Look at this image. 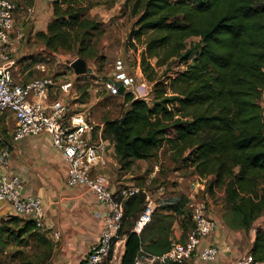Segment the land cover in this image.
Listing matches in <instances>:
<instances>
[{
    "label": "trees",
    "instance_id": "1",
    "mask_svg": "<svg viewBox=\"0 0 264 264\" xmlns=\"http://www.w3.org/2000/svg\"><path fill=\"white\" fill-rule=\"evenodd\" d=\"M52 4L47 30L37 33L43 52L76 46L79 56H94L88 39L101 23L88 12L100 1ZM131 13L137 20L129 42H144L141 67L153 84V102L124 91L118 95L127 108L104 121L102 136L114 144L119 170L155 157L168 145L174 159L194 166L202 178L212 176V190L226 184L233 215L232 220L224 216L227 224L251 229L264 215V0H131ZM164 66L172 73L161 79L157 67ZM7 141L0 133V147ZM120 200L124 215L119 236L126 237L120 264H135L142 249L168 251L179 216L185 238L194 226L190 200L181 195L158 204L137 234L133 227L147 203L146 193ZM13 226L20 236L45 238L34 219L18 215L2 220L0 237H14ZM250 252L264 260L260 227Z\"/></svg>",
    "mask_w": 264,
    "mask_h": 264
},
{
    "label": "built area",
    "instance_id": "2",
    "mask_svg": "<svg viewBox=\"0 0 264 264\" xmlns=\"http://www.w3.org/2000/svg\"><path fill=\"white\" fill-rule=\"evenodd\" d=\"M16 8L17 4L13 0H0V112L7 110L15 118L12 141L41 133L51 135L53 147L62 153L68 164L67 184L87 187L105 209L101 236L80 264H113L117 260V246L121 238L119 231L124 215L120 198L138 194L143 190L129 187L121 188L118 194L114 193L106 175L99 171L102 153L95 137H101L102 131L88 114L71 109L68 99L74 88V80L52 76L25 82L14 79L16 61L13 53L23 37L22 31L17 38L12 36ZM34 11V7L28 8L30 14ZM137 74L131 73L127 64L118 59L114 65L113 77L105 80L106 89L110 94L118 95L121 83L125 92H131L136 98L150 102L153 84L147 91L146 82L138 85ZM51 92L56 95L55 98L50 96ZM11 140L0 147V201L11 205L16 215L34 219L37 226L46 231L42 201L23 195L21 178L9 175L6 170L12 152ZM155 208L152 202L146 203L133 227L135 233H142L151 221ZM191 212L194 226L185 240L173 241L168 251L159 254L142 249L135 264H185L194 256L207 262L215 261L220 254V248L213 245L203 247L202 241L215 231L217 221L210 216L203 202L192 205ZM60 235L59 231L55 232V236ZM226 249L231 251L232 245H226ZM231 264H264V260H256L250 251H246L233 258Z\"/></svg>",
    "mask_w": 264,
    "mask_h": 264
},
{
    "label": "rangeland",
    "instance_id": "3",
    "mask_svg": "<svg viewBox=\"0 0 264 264\" xmlns=\"http://www.w3.org/2000/svg\"><path fill=\"white\" fill-rule=\"evenodd\" d=\"M90 1H102L88 13L90 18L101 23L100 30L92 32L91 38L88 39L94 56H79L76 46L71 50L43 52V43L36 40L32 58L35 57L37 61L43 62L45 70L34 69L32 63L26 64L28 65L26 68L24 65L23 67L24 72L31 67L25 77L27 80L44 76L74 80V88L68 99L71 109L85 112L97 125H100L108 118L120 116L127 108L122 96L110 94L105 84L107 78L113 77L114 65L118 59H122L127 64L131 73H138V85L146 82L147 91H149L150 87L152 88V82L146 78L141 67L145 50L144 42L134 40V45L129 42V34L137 20V16L131 13V0H107L106 3L103 2L104 0ZM77 58L86 62V71L82 74H77L71 65ZM152 63L155 65L156 60L152 59ZM157 70V77L160 76L161 79H165L166 75L172 73L170 70L165 71V66L157 67ZM55 97L56 95L53 94L52 98ZM151 98L153 99L152 91L150 100ZM14 125L13 115L9 111L0 113L2 136L9 140V132L13 130ZM172 131L169 130V135H172ZM119 177L121 183H116V188L138 187L146 193L147 202H152L155 207L169 199L185 195L190 197L191 206L203 202L208 210L216 211L218 215L230 217L232 220V205L226 195V184L212 190L210 188L212 176L207 179L202 178L197 174L194 166L174 159L168 145L162 146L156 156L149 160H135L129 170L120 171ZM19 217L26 219L24 216ZM258 223L264 225V219L259 221L257 219L254 226ZM13 231L14 237H0V264H45L47 262L52 251L50 241L47 245L45 238L42 239L35 233L20 236L18 226H13ZM245 231L248 237L250 231ZM113 264H118V260Z\"/></svg>",
    "mask_w": 264,
    "mask_h": 264
},
{
    "label": "crops",
    "instance_id": "4",
    "mask_svg": "<svg viewBox=\"0 0 264 264\" xmlns=\"http://www.w3.org/2000/svg\"><path fill=\"white\" fill-rule=\"evenodd\" d=\"M13 1L16 2L17 8L14 14L12 36L17 38L20 31L23 33L18 48L13 53L16 61L13 75L17 82H25L29 81L25 77L31 68L28 67L24 72L28 66L26 64L32 63L33 68L38 70L45 68L43 62L37 61L35 57L32 58L35 53L33 47L36 45L35 41L38 40L37 33L46 31L48 23L53 18V4L49 0ZM29 7H34L33 14L28 12ZM52 95L51 92L50 96ZM13 120L15 122L14 116ZM103 127L104 122L99 125L102 132ZM14 128L9 132V140L12 139ZM95 142L100 146L102 153L99 171L106 175L111 189L118 194L121 188H116V183H121L119 173L124 170H119L114 144L109 139H104L102 135L101 137L96 135ZM10 144L12 152L6 168L8 174L19 176L23 184V195L40 199L44 206V223L47 230L43 233L50 241L52 249L45 264H80L89 253L91 246L101 236L104 207L87 187L67 184L68 164L62 153L53 147L50 134L41 133L18 141L11 140ZM208 212L216 219L218 225L215 231L202 241V246L219 247L220 254L215 261L207 262L194 256L185 264H231L233 258L252 249L255 229L260 227L264 230L263 224L258 223L254 226L253 223L251 229L248 230L250 233L247 237L245 229L230 227L225 218L218 215L216 211L208 210ZM10 215H16L11 205L0 201V224ZM263 216L258 218V221L264 219ZM25 218L29 217L25 216ZM181 219L182 217L179 216L173 224L169 237L173 241H181L185 238ZM56 231L61 233L59 237L55 236ZM125 241L126 237L121 236L116 253L118 264L121 263L125 251ZM228 244L232 245L231 251L226 249Z\"/></svg>",
    "mask_w": 264,
    "mask_h": 264
},
{
    "label": "water",
    "instance_id": "5",
    "mask_svg": "<svg viewBox=\"0 0 264 264\" xmlns=\"http://www.w3.org/2000/svg\"><path fill=\"white\" fill-rule=\"evenodd\" d=\"M72 68L75 70L77 74H82L86 71V62L81 58H77L72 63ZM119 88H120L119 93L123 94L125 89L121 83H119Z\"/></svg>",
    "mask_w": 264,
    "mask_h": 264
}]
</instances>
